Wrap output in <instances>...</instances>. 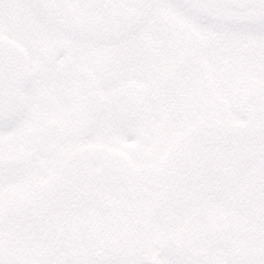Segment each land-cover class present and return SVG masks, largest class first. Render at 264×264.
I'll return each mask as SVG.
<instances>
[{
  "label": "snow or ice",
  "instance_id": "snow-or-ice-1",
  "mask_svg": "<svg viewBox=\"0 0 264 264\" xmlns=\"http://www.w3.org/2000/svg\"><path fill=\"white\" fill-rule=\"evenodd\" d=\"M0 264H264V0H0Z\"/></svg>",
  "mask_w": 264,
  "mask_h": 264
}]
</instances>
